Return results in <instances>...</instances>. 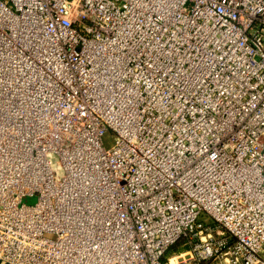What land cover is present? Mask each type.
I'll use <instances>...</instances> for the list:
<instances>
[{
	"label": "built area",
	"instance_id": "obj_1",
	"mask_svg": "<svg viewBox=\"0 0 264 264\" xmlns=\"http://www.w3.org/2000/svg\"><path fill=\"white\" fill-rule=\"evenodd\" d=\"M263 247L264 0H0V264Z\"/></svg>",
	"mask_w": 264,
	"mask_h": 264
},
{
	"label": "rangeland",
	"instance_id": "obj_2",
	"mask_svg": "<svg viewBox=\"0 0 264 264\" xmlns=\"http://www.w3.org/2000/svg\"><path fill=\"white\" fill-rule=\"evenodd\" d=\"M113 139H114V135H113L110 131H108V132L104 135V137H103L104 145H105L106 147L112 145V143H113ZM56 160H57L56 158H51V159H50V162H51V164H52V166H53L54 168L57 167V166H56V165H57ZM22 201H23L25 204H33V203H35V201H36V196H26V197H24V198L22 199ZM179 250H181V248H180ZM179 250H178V251H179ZM261 253H262V256H264V247H263V250L261 251Z\"/></svg>",
	"mask_w": 264,
	"mask_h": 264
},
{
	"label": "trees",
	"instance_id": "obj_3",
	"mask_svg": "<svg viewBox=\"0 0 264 264\" xmlns=\"http://www.w3.org/2000/svg\"><path fill=\"white\" fill-rule=\"evenodd\" d=\"M181 248V246L179 245H174L171 248L168 249V251L166 252V255H169L171 253H175L178 252V250ZM180 251V250H179Z\"/></svg>",
	"mask_w": 264,
	"mask_h": 264
}]
</instances>
